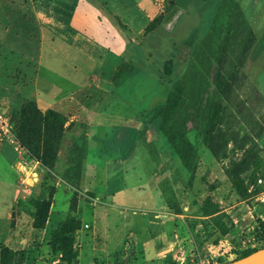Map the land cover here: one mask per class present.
<instances>
[{"label":"rangeland","instance_id":"374dc122","mask_svg":"<svg viewBox=\"0 0 264 264\" xmlns=\"http://www.w3.org/2000/svg\"><path fill=\"white\" fill-rule=\"evenodd\" d=\"M220 1L0 0V113L6 117L9 129L0 131V264H56L60 254L53 250L50 240L73 214L71 203L83 222L91 223L93 219L92 209L84 208L82 212L79 209L85 187L82 175L70 172L65 176L66 168L75 161L78 136L67 130L70 127L67 121L62 135L54 139L53 149L48 150L52 159L50 168L31 157L19 138L23 125L21 106L36 102L32 98L37 72L33 58L48 61L52 52L59 51L77 59L84 70L98 67L94 77L113 83L127 77L126 71L132 66L142 70L144 74L135 75L120 87L114 96V106L95 116L118 123L119 109L127 96L131 93V99H138L131 91L137 85H142L144 90L136 91L138 95L146 90L149 106H161L165 102L172 82L184 72L196 44L208 32ZM239 1L253 33L244 49L243 37H239L222 63L223 71L236 64L223 97L222 117L210 144L206 145L194 130L190 132L201 156L192 185L188 184L189 172L160 130L155 136L150 129L144 131V137L149 136L152 141L147 149L156 164L157 187L162 190L161 194L156 188L158 200L162 196L158 206L164 213L163 218H156L163 220L164 227L163 236H158L163 239L159 254H144L135 242V235L142 239L148 235L143 218L148 220L151 211L142 209L138 197L143 196L148 200L147 205H151L155 190L151 186L145 188V184L144 189L133 188L131 197L106 198V210L98 212L101 231L97 242L114 246L117 232L129 235L125 247L110 260L105 259L104 264H198L201 259L227 263L243 250L244 235L255 234L264 221V163L260 164L264 161V0ZM65 23L79 32L70 31ZM88 36L95 38L94 46ZM130 37L136 41L132 42ZM169 58L173 59L170 75L164 69ZM49 78L42 81V86L53 89L49 83L58 78L55 75ZM59 87L64 89L61 91ZM59 87L54 89L66 93L72 83L65 82ZM112 98V93L99 90L86 103ZM61 114L68 119L66 114ZM31 122L39 137L40 120ZM79 125L81 133L84 123ZM258 163L260 168L254 171ZM235 169L248 184L246 198L232 186L231 173ZM140 173L145 175L143 170ZM96 182L92 185H97ZM145 183L151 181L146 179ZM96 187L97 193L104 197L103 186L98 183ZM50 195L54 206L52 222L38 228L32 201ZM207 197L219 206L232 226L229 233L221 234L213 217L204 213ZM112 201L114 204L110 205ZM61 208L67 211L61 212ZM107 217L117 228L106 225ZM263 246L264 239L257 248ZM4 247L13 248L15 254L3 255Z\"/></svg>","mask_w":264,"mask_h":264},{"label":"crops","instance_id":"0c3cea01","mask_svg":"<svg viewBox=\"0 0 264 264\" xmlns=\"http://www.w3.org/2000/svg\"><path fill=\"white\" fill-rule=\"evenodd\" d=\"M65 25L70 31L75 30L79 32V29L75 26L68 23H65ZM88 38L92 46H94L96 44L95 38L92 36H88ZM130 40L132 41L131 37ZM135 41L133 40L132 42ZM72 44L75 43L72 42ZM80 49L82 50V47H80ZM51 54L48 61H43V58L37 59L32 57L37 63V72L33 78L34 94L32 98L42 110L54 109L67 115V123L70 126L69 129L67 127V130L78 134L75 147L76 155L78 147L81 144L84 143L86 146V158L84 160L83 173H81V181L85 187L79 198V209L81 212L84 208L92 209L93 219L91 223L89 221H82L81 228L78 231V264H104L105 259L110 260V258H113L114 254H117L125 247L129 235H122L121 232H117L114 246L104 245L101 241L97 242L96 238L100 237L101 231V218L98 216V212L100 210H106L104 206L107 204L105 201L106 198L112 197L116 199L118 195L122 198L131 197L133 188L141 190L144 189L145 184V188L151 186V188L155 190L154 196L151 199V205H147L148 200L144 199L143 196L138 197L139 202L143 205L142 209L151 211V216H149L148 220L143 218V227L146 229L148 235L144 239L135 235V242L137 244V249L144 254L158 255V250L163 245V239H158V236H163L164 227L163 220H158L156 218L157 216L163 218L164 213L163 210L159 208L160 206H158L161 205L160 200L162 196L158 200L156 188L161 194L162 190L157 187L158 182L156 175H154L156 164L151 158L147 149L148 147L144 142L143 137L145 133L143 130L148 131V129H150L154 136L159 134V132H157V130L159 131V122L158 120H154L152 115L156 109L164 104V102L161 106H155L154 104L149 106L147 94H144L146 90L143 94L139 93L138 95L136 91L144 90L142 85H137V89L131 91H134V98L138 99H131V93L127 96L122 107L120 106L118 123H114V121L110 123L106 118L97 119L95 117L97 114L103 110H108L111 105H115L114 96L118 93L117 91H120V87L129 82L130 79H133L135 75H142L144 72L135 66L122 82H106L94 77L99 72L98 67H94L92 71H87L84 70L82 64L75 58L68 57L66 54L59 51L52 52ZM83 54L91 61L89 56L84 52ZM123 56L127 58L125 55ZM127 59L131 60L129 58ZM93 63L97 65L96 62ZM49 71L53 72V74H49ZM52 75L58 78L57 81L53 80L52 83H49L52 85L53 89L43 87L42 81L46 79L49 80V76ZM61 81L63 83L71 81L72 83L71 89H68L69 91L65 89V91L67 90L66 93H61L59 90L54 89V87H59V85L61 86V84H63ZM60 88L61 91L64 89L62 87L58 89ZM99 90L112 93L113 98L111 100L103 99L102 101L96 100L86 103L87 98L94 95V92ZM74 122L77 123L73 126ZM79 122L84 123L85 127L81 133L80 129L82 127H80V125L78 126ZM152 125L154 127H152ZM75 161L72 164H74ZM142 170L143 173L145 172V175L140 173ZM137 178L140 180L142 179V181H132V179L137 180ZM146 179L150 180L151 183H145ZM93 182L103 186L104 197L97 193V185H92ZM88 192H93L94 195H90ZM112 204H114V201L110 203V205ZM61 209V212H63V210L65 212L67 211L66 208ZM53 210L54 206L52 205L47 225L52 222ZM108 218L109 217H107L106 225L108 227L114 225V228H117V226L113 224L114 221ZM108 231L109 228L107 232ZM131 234L132 233H130V235ZM119 235L121 236L119 237ZM99 243H101V245H98ZM159 244L161 245L159 246ZM105 264L112 263L106 262Z\"/></svg>","mask_w":264,"mask_h":264},{"label":"trees","instance_id":"16d2710c","mask_svg":"<svg viewBox=\"0 0 264 264\" xmlns=\"http://www.w3.org/2000/svg\"><path fill=\"white\" fill-rule=\"evenodd\" d=\"M225 21V24H224ZM120 24L125 27V24ZM224 24V25H223ZM253 33L251 24L239 0H221L209 27L208 32L196 44L192 58L179 78L172 82L164 104L152 115L159 122V130L167 139L169 145L177 153L181 164L189 172L188 184L192 185L200 162V152L190 132L195 131L197 137L209 145L222 117L223 97L227 94L233 67L223 71L222 63L232 50L239 37H243L244 49ZM236 62V61H235ZM173 59L164 63L166 74H172ZM132 66L125 75H128ZM122 74V72H121ZM126 77V76H125ZM125 77L119 79L122 82ZM22 130L20 140L29 151V155L40 160L47 168L51 167V152L53 141L64 132L66 117L55 110L42 112L36 102H25L21 106ZM39 119L42 124L40 136L33 128L32 120ZM145 131V130H143ZM150 149L149 136L143 137ZM51 148V149H50ZM86 158V146L78 147L76 161L66 169L65 176L70 172L80 175ZM264 161L261 160L260 164ZM256 165L254 171L260 168ZM231 183L236 192L243 198L248 197L249 187L238 169L231 173ZM94 195L93 192H88ZM52 195L48 198L33 199L36 209V227L44 228L50 216ZM73 214L62 223L60 229L52 234L50 244L54 251L60 254L56 264H78L79 245L77 234L82 220L72 206ZM203 211L212 216L221 234H227L232 226L224 219L219 206L210 197L204 200ZM258 239H264V221L258 226L255 234ZM264 247V246H263ZM262 248V247H261ZM259 248H247L240 251L235 259L244 257ZM3 255L10 257L15 250L10 247L2 249ZM233 259V260H235ZM219 264H225L220 262Z\"/></svg>","mask_w":264,"mask_h":264},{"label":"built area","instance_id":"2783aa9c","mask_svg":"<svg viewBox=\"0 0 264 264\" xmlns=\"http://www.w3.org/2000/svg\"><path fill=\"white\" fill-rule=\"evenodd\" d=\"M4 130L5 132L8 131V124L6 122V117L3 113H0V131ZM262 240L258 239L254 234L252 235H244L242 239V245L244 246L243 249L247 248H255L258 247ZM220 261L216 259H201L199 260L198 264H219Z\"/></svg>","mask_w":264,"mask_h":264},{"label":"water","instance_id":"95a60500","mask_svg":"<svg viewBox=\"0 0 264 264\" xmlns=\"http://www.w3.org/2000/svg\"><path fill=\"white\" fill-rule=\"evenodd\" d=\"M225 264H264V247L259 248L244 257L237 258Z\"/></svg>","mask_w":264,"mask_h":264},{"label":"bare ground","instance_id":"6f19581e","mask_svg":"<svg viewBox=\"0 0 264 264\" xmlns=\"http://www.w3.org/2000/svg\"><path fill=\"white\" fill-rule=\"evenodd\" d=\"M34 175H35V179H38V178H37L38 174H37V173H34Z\"/></svg>","mask_w":264,"mask_h":264}]
</instances>
